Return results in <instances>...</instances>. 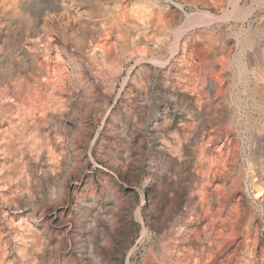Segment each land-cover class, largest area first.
<instances>
[{
    "label": "rangeland",
    "instance_id": "1",
    "mask_svg": "<svg viewBox=\"0 0 264 264\" xmlns=\"http://www.w3.org/2000/svg\"><path fill=\"white\" fill-rule=\"evenodd\" d=\"M262 21L264 0H0V264H173L207 225H251L263 246L242 171L262 124L246 80ZM223 67L229 84L208 90ZM218 151L221 175L182 172Z\"/></svg>",
    "mask_w": 264,
    "mask_h": 264
},
{
    "label": "bare ground",
    "instance_id": "2",
    "mask_svg": "<svg viewBox=\"0 0 264 264\" xmlns=\"http://www.w3.org/2000/svg\"><path fill=\"white\" fill-rule=\"evenodd\" d=\"M16 1V0H15ZM10 2H14V1H10ZM61 2V1H60ZM57 3V2H56ZM65 4V3H64ZM60 5V4H59ZM10 7V6H9ZM54 9H58V8H54ZM130 19V18H129ZM138 19V18H137ZM127 21H129V20H127ZM130 22V21H129ZM128 23V22H127ZM126 23V24H127ZM133 22H131V23H129V25H131ZM138 23H139V20H138ZM262 23H264V21H262ZM129 25H127V26H129ZM126 28V27H125ZM137 28V27H136ZM139 28V27H138ZM263 28V27H262ZM264 29V28H263ZM133 28L129 31L130 33H133ZM139 30H137V32H138ZM135 32V31H134ZM136 33V32H135ZM135 33L134 34H131L133 37H134V35H135ZM129 34V33H128ZM138 35H140L139 33H138ZM129 38L131 37L130 35L128 36ZM138 37V36H137ZM139 38V37H138ZM152 38V37H151ZM263 38V37H262ZM135 39V38H134ZM154 39H156V38H153V40ZM159 39V38H158ZM158 39H156L157 40V42H159L158 41ZM131 40V39H130ZM136 40V39H135ZM156 40H154V41H156ZM137 41V40H136ZM135 41V42H136ZM150 41H151V39H150ZM134 42V41H133ZM132 42V43H133ZM79 43V42H78ZM154 43V42H153ZM155 44V43H154ZM257 44H259V43H257ZM150 45V44H149ZM153 45V44H152ZM156 45V44H155ZM248 45V44H247ZM94 47V46H93ZM97 47V46H96ZM149 47V46H148ZM252 49H249L248 50V55H247V57H246V59H247V62H248V65H249V67H247V68H249L247 71H248V75H247V79L246 80H248L249 81V89H250V92H251V94L256 98V100H257V102H258V105H261L262 107V110H261V120H262V124L261 125H259V127L257 128V130H256V132H255V137H254V139H255V143H254V145H253V148L251 149V151H250V153H249V155H248V166H246V168L244 169V170H242V171H244V173H243V177H244V179H245V181H246V183L250 186H248L250 189V197L252 196L253 198H255V200H257L262 206H263V212H262V215H263V217H264V45H263V47H262V52L261 53H259V49L258 48H254L253 46L251 47ZM92 50H93V48H91ZM94 49H98V48H94ZM100 49V48H99ZM149 49H150V47H149ZM153 49H156V48H153ZM246 49V48H245ZM123 50H125V49H123ZM128 50V49H127ZM219 50V49H218ZM222 50V49H221ZM95 51V50H94ZM101 51V50H100ZM124 52V51H123ZM153 52V51H152ZM241 52H243V51H241ZM219 54H220V60H219V62L218 63H220L221 61H222V63H220V64H223V62H224V64H225V62H226V58H225V55L223 54V53H221V52H218ZM225 53V52H224ZM97 55H99V53L97 54ZM128 55V54H127ZM92 56V55H91ZM101 56H102V54H101ZM101 56H99V57H101ZM93 57V56H92ZM103 57H104V55H103ZM102 57V58H103ZM96 58V57H95ZM94 58V59H95ZM97 58H98V56H97ZM96 58V59H97ZM127 58V57H126ZM143 58V57H142ZM146 58V57H145ZM144 58V59H145ZM212 58V57H211ZM216 58V57H215ZM217 58L219 59V56H217ZM230 58V57H229ZM244 58V57H243ZM149 59V58H148ZM148 59H147V61H148ZM227 60H229V59H227ZM245 62V61H244ZM98 63H99V61H98ZM103 63V62H102ZM100 64V63H99ZM231 64V63H230ZM209 65V64H208ZM212 65V64H211ZM228 65V64H227ZM210 66V65H209ZM218 67H220V65H218ZM34 68V70L36 71V73L37 74H42L40 71H38V69L36 68V67H33ZM212 68V67H211ZM210 68V69H211ZM214 69H215V67H213ZM212 68V69H213ZM245 68V67H244ZM208 69V68H207ZM209 69V70H210ZM212 69H211V72L209 73L208 72V75L206 76L205 74V76L207 77V82H208V90H210L211 88H213V87H216V89H217V87H219V89L220 88H223V87H225L224 85H226L225 84V81H227V80H225L226 79V77H228L227 76V73L229 72H227V69L225 68V67H223V69H222V74H221V76L219 77L218 76V74L220 73H218L217 74V78L216 77H214V75L213 74H215V71L213 72L212 71ZM208 70V71H209ZM245 70V69H244ZM207 71V70H206ZM40 72V73H39ZM207 74V73H206ZM243 74H245V72L243 73ZM228 75L230 76V74L228 73ZM204 76V77H205ZM231 77V76H230ZM229 78V77H228ZM205 79V78H204ZM241 81H243L242 79H241ZM240 81V82H241ZM205 82V81H204ZM230 82V81H229ZM244 82V81H243ZM246 82V81H245ZM227 83H228V81H227ZM247 83V82H246ZM229 84V83H228ZM207 86V85H206ZM245 86V85H244ZM43 88L44 89H46L47 87L46 86H43ZM165 89V88H164ZM227 89V88H226ZM225 89V91H227ZM168 90V89H167ZM166 90V91H167ZM214 90V89H213ZM223 90V89H222ZM216 91V90H215ZM224 91V90H223ZM224 91V92H225ZM217 93V92H216ZM247 93V92H246ZM203 94H205V91H204V93ZM228 96V95H227ZM175 97V96H174ZM214 98H216V97H214ZM225 98V97H224ZM250 98H251V96H250ZM254 98V99H255ZM172 99V98H171ZM173 100H174V98H173ZM172 100V101H173ZM176 100V99H175ZM174 100V101H175ZM173 101V102H174ZM213 101V100H212ZM219 101V100H218ZM252 101V100H251ZM178 102V101H177ZM215 102V101H214ZM254 102V101H253ZM171 103V102H170ZM176 103V102H175ZM210 103V102H209ZM212 104H214L213 102H212ZM218 105H219V109H220V114H222V116L224 115V113H225V110H226V107H228L227 105H226V103L224 102V101H219V104H216V106L218 107ZM208 106V105H207ZM210 106V105H209ZM216 106L214 107V109L216 108ZM256 106V105H255ZM182 107H183V104H182ZM172 108V107H171ZM176 108V107H175ZM178 108V107H177ZM211 108V107H210ZM169 109V108H168ZM182 109V108H181ZM218 109V108H217ZM184 110H185V108H184ZM207 110V109H206ZM208 110H210V109H208ZM219 111V110H218ZM173 112V111H172ZM230 112V111H229ZM112 113V112H111ZM206 113V112H205ZM208 113V112H207ZM217 113V111L215 112V114ZM260 113V112H259ZM172 114V113H171ZM210 115V114H209ZM256 115H258V114H256ZM172 116H174V114H172ZM212 116V115H211ZM216 116V115H215ZM214 116V117H215ZM214 117H212V119L214 118ZM225 117V116H224ZM171 119V118H170ZM260 119V118H259ZM176 120V119H175ZM258 120V119H257ZM206 121H208V120H206ZM215 122H216V120H214ZM210 122V121H209ZM222 122V121H221ZM209 124H211V123H209ZM216 124H218V123H216ZM183 125V124H182ZM184 126V125H183ZM183 126H181V127H183ZM223 126V125H222ZM256 126V125H255ZM185 127V129H186V126H184ZM183 127V128H184ZM214 127H216V126H214ZM225 127V126H224ZM188 129V128H187ZM213 129V128H212ZM220 129V128H219ZM222 129V128H221ZM190 130V129H189ZM224 130V129H223ZM219 132H220V130H219ZM226 133V132H225ZM254 133V132H253ZM224 135V134H223ZM251 135V134H250ZM224 137V136H223ZM226 137V136H225ZM220 138V137H219ZM224 139H226V138H224ZM250 139V138H249ZM217 141V140H216ZM221 142V141H220ZM226 142H227V140H226ZM225 143V142H224ZM222 144V143H221ZM58 145V144H57ZM225 145V144H224ZM60 146V145H59ZM216 147H218V145L216 146ZM228 148V147H227ZM217 150H222V149H220V143H219V149H217ZM216 150V151H217ZM229 149H226V151H228ZM248 150H249V148H248ZM231 151V150H230ZM233 152V151H232ZM231 152V153H232ZM216 153V152H215ZM214 153V155L216 156L215 157V159L213 160V162H211L210 163V165H208V166H206V165H203V164H198V167H197V169H192V168H189L188 167V164H184V170H182V172H187L190 176H192V178H196V177H198L199 176V173H202V172H204L205 170L206 171H208V172H212V173H214V174H216V173H218V174H220L219 172H221V173H223L224 172V170H226V168H227V161L229 160H227V158H225L224 156H226V154L222 157V155L224 154H220V152L218 151V155H216ZM227 153V152H226ZM198 154H201V153H199V151H198ZM197 154V155H198ZM247 154V153H246ZM196 155V156H197ZM198 156H200V155H198ZM233 158H235V157H233ZM247 158V157H246ZM202 161V160H201ZM200 161V162H201ZM230 161V160H229ZM208 163H209V161H207ZM229 168V167H228ZM243 168H244V166H243ZM234 169V168H233ZM231 171V170H230ZM233 171V170H232ZM240 171V170H239ZM237 173V172H236ZM217 174V175H218ZM227 174V173H226ZM231 174V173H230ZM233 174V173H232ZM231 174V175H232ZM221 175V174H220ZM225 175V174H224ZM182 176V175H181ZM223 177V176H222ZM241 176H239V178H240ZM229 179V178H228ZM231 179V178H230ZM242 179V178H241ZM240 180V179H239ZM242 181V180H241ZM240 182V181H239ZM184 183V182H183ZM236 183V182H235ZM238 184V183H237ZM244 184V183H243ZM236 188V187H235ZM234 188V189H235ZM191 193H192V191H191ZM258 194V195H257ZM240 195V194H239ZM241 196H237V198L235 197V199H236V203H235V214H236V217L234 216V218L237 220V216L238 217H240L239 216V212H241V211H243V210H239V209H242V207H241V205H243L242 203H241ZM253 198H251V200L253 199ZM254 200V201H255ZM235 201V200H234ZM201 203V202H200ZM203 203H204V201H203ZM255 203V202H254ZM206 204H207V202H206ZM256 204V203H255ZM203 205V204H202ZM201 205V206H202ZM208 205V204H207ZM258 205V204H257ZM209 206V205H208ZM234 206V205H233ZM259 206V205H258ZM205 207V206H204ZM243 208H245L244 206H243ZM209 210V209H208ZM206 211H207V209H206ZM260 211V210H259ZM208 212V211H207ZM232 212V211H231ZM234 213V212H233ZM231 214V213H230ZM234 214V215H235ZM241 214V213H240ZM261 214V213H260ZM212 215H213V213H212ZM216 216V215H215ZM214 215H213V217H215ZM227 216V215H226ZM211 217V216H210ZM222 217H223V215H222ZM228 217V216H227ZM232 217V216H231ZM234 218L232 217L231 219H233L234 220ZM220 219V218H219ZM224 219H225V217L222 219L221 218V220H223L224 221ZM229 219H230V217H229ZM251 219H253L252 217H251ZM259 219V218H258ZM235 220V221H236ZM239 220V219H238ZM237 220V221H238ZM219 221V220H218ZM225 221H227V220H225ZM230 221V220H229ZM228 221V222H229ZM232 221V220H231ZM252 221V220H251ZM208 222V221H207ZM209 222H210V220H209ZM222 222V221H221ZM255 222H257V221H255ZM213 223V222H212ZM234 223V222H233ZM253 223V222H252ZM205 225H207L208 223H204ZM210 224H211V222H210ZM218 224V223H217ZM228 224V223H227ZM229 224H231V222L229 223ZM228 224V229L230 230L231 228H234L232 225H229ZM234 224H237V223H234ZM256 224V223H255ZM238 225V224H237ZM262 225V224H261ZM203 226V225H202ZM219 226V225H218ZM229 226H232L231 228H229ZM223 227V226H222ZM226 227V226H225ZM256 227V226H255ZM211 228H213V227H209L208 225H207V227H205L204 226V229H205V231H206V235H205V237L207 236V238L204 240V239H201V240H204V241H202L201 242V240L200 239H198V242H199V240H200V243H201V247H200V252H196V253H194L193 251V255H189V254H191V253H189V252H187V253H189L188 255L189 256H187V257H183L184 255V253L182 252V254H180V253H176L177 255L176 256H174V254L175 253H173V254H171V259H172V262H173V264H214L215 263V261H217L216 260V251L219 249L220 250V256H222V255H225L224 257H222V259H221V262L219 263V264H256L255 262L257 261L259 264H264V244H262L263 246H258V247H256V246H254V245H251L250 244V240H251V236L253 235H251V232H252V228H251V225H244L243 226V228H240V227H238V228H235V229H231V231L230 232H228V230H227V232H225V231H223L222 229H220L221 227H219V228H216L215 230H213L214 232H213V236L211 237V238H209V236H208V232H210L212 229ZM227 228H224V229H227ZM201 229H203V228H201ZM258 229H259V227H258ZM181 231V230H180ZM204 233V232H203ZM202 233V234H203ZM235 233H237V234H239L240 233V235L242 236V239L241 240H239V242L237 243V241H236V243L238 244L236 247H234L233 249H232V251L230 252V254L229 253H227L229 250H228V247H229V245H230V243L231 242H229L228 240H230V239H232V238H234V235H235ZM204 235V234H203ZM238 236V235H237ZM202 237V236H201ZM256 237H257V233H256ZM236 238V237H235ZM234 238V239H235ZM241 238V237H240ZM239 238V239H240ZM258 238V237H257ZM252 239H254V238H252ZM194 240V239H193ZM238 240V239H237ZM256 240V239H255ZM258 240V239H257ZM256 240V241H257ZM192 241V240H191ZM234 241V240H233ZM260 241V240H259ZM197 242V241H196ZM235 243V244H236ZM255 243V242H254ZM257 243V242H256ZM190 244H191V242H190ZM197 244V243H196ZM216 244V245H215ZM234 244V243H233ZM192 245V244H191ZM215 245V246H214ZM239 245H241V246H239ZM256 245V244H255ZM189 246V245H188ZM193 246V245H192ZM195 246V245H194ZM234 246V245H233ZM195 248V247H194ZM182 249V248H181ZM183 249H185V247H183ZM176 250V249H175ZM195 250V249H194ZM196 250H198V249H196ZM195 250V251H196ZM228 250V251H227ZM182 251V250H181ZM185 251H186V249H185ZM227 253V254H226ZM186 254V253H185ZM161 255V254H160ZM153 261H151V263H152ZM171 262V263H172ZM150 263V264H151ZM155 263V262H154ZM156 263H158V262H156Z\"/></svg>",
    "mask_w": 264,
    "mask_h": 264
}]
</instances>
